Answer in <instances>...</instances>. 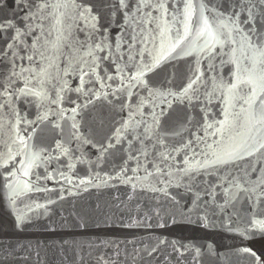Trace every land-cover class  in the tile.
<instances>
[{
	"label": "snow or ice",
	"instance_id": "obj_1",
	"mask_svg": "<svg viewBox=\"0 0 264 264\" xmlns=\"http://www.w3.org/2000/svg\"><path fill=\"white\" fill-rule=\"evenodd\" d=\"M5 7L13 15L0 19V64L9 66L7 77L0 76V145L8 143L3 139L6 127L11 143L7 153L0 152V168L20 164L31 176L32 168L39 167L36 162L44 150L31 152L29 142L34 126L53 115L49 105L57 106L54 127L62 132L67 128L69 140L92 144L82 137L77 117L96 100H118L127 119L98 148L103 155L118 144L126 145L122 150L128 160L137 161V167H123L116 179L135 191L134 180L143 184L155 178L141 190L170 196L169 188L180 186L173 182L171 161L182 156L178 171L193 192L189 211L196 214L195 222L215 227L212 217L223 215L228 217V231L245 240L264 238V0L219 4L212 0L211 7L209 0H11L10 4L0 0V11ZM193 55L197 67L181 88L160 91L151 86L150 74ZM216 57H221V65L232 66L230 78L213 85V92L220 93L222 118L209 122L205 112L203 135L174 143L183 137L191 118H184L181 130L170 129L168 110L173 102L190 105L198 99L203 82L200 60ZM141 89L147 98L141 97ZM72 92L76 99L68 103L74 106L65 109L62 105ZM27 97L38 109L35 120L16 106ZM25 150L30 155L26 166L16 160ZM53 151L59 153L56 159L69 155L60 142ZM68 167L74 169L75 164ZM141 169L143 177L123 175ZM9 175L15 177L16 171ZM198 177L203 179L195 183ZM23 190H33L28 181ZM26 222V215L17 216L18 228ZM238 251L254 258V264H264L250 247ZM199 255L196 249V264Z\"/></svg>",
	"mask_w": 264,
	"mask_h": 264
},
{
	"label": "water",
	"instance_id": "obj_2",
	"mask_svg": "<svg viewBox=\"0 0 264 264\" xmlns=\"http://www.w3.org/2000/svg\"><path fill=\"white\" fill-rule=\"evenodd\" d=\"M7 2L10 4L11 0ZM221 2L215 0L217 4ZM211 6L212 0H209ZM12 15L7 7L0 11V19ZM196 60L193 55L165 64L150 74L151 86L160 91L178 90L193 74ZM220 60L221 57L211 61L201 58L199 68L203 82L196 94L198 99L190 105L173 102L168 110L165 119L170 129L181 130L184 118H191L183 137H176L174 143L202 136L200 126L204 123L205 112L209 122L222 118L220 93L213 92V85L221 78L227 81L232 66L221 65ZM210 63L215 67L210 69ZM8 73V63L0 64V76L6 78ZM70 83L75 86L77 81L70 80ZM139 92L142 98H147V92L142 89ZM69 99H76V94H67L62 105L65 109L74 106L68 103ZM30 100L32 97L21 99L16 106L30 120H35L38 109L35 104L28 103ZM159 102L157 99L156 103ZM119 103L118 100L113 103L96 100L77 117L82 137H87L92 144L69 140L67 128L62 132L54 127L57 106L49 105L53 115L47 122L34 126L35 135L29 142L31 152L44 150L36 162L39 167L32 168L31 176L24 174L25 169L20 164L15 169L12 165L0 168V264H196V249L200 250L199 264H254V258L238 251L243 247H250L264 259V238L245 240L228 231L227 216L212 217L215 227L210 228L195 222L196 214L189 211L193 207V192L187 190L188 181L181 179L178 171L182 156L171 161L175 165L173 182L180 186L170 187V196L141 190L154 183L155 178L143 184L134 180L137 183L135 191L115 178L123 167H137V161L128 160V153L122 150L126 145L118 144L103 155L98 148L120 122L127 119V111L121 112ZM3 139L8 143L0 145V152L7 153L11 143L7 127ZM57 142L69 149L68 156L55 158L59 155L53 151ZM12 148L15 152L16 146ZM16 160H23L26 166L30 160L29 150ZM69 163L75 164V168L70 170ZM146 166L152 168L151 163ZM10 170L16 171L15 177L9 175ZM123 175L143 177L145 173L141 169ZM202 179L198 177L195 183ZM82 180L85 182L81 183ZM25 181L32 191L23 190ZM157 211L160 215H156ZM20 214L26 215L27 222L18 228Z\"/></svg>",
	"mask_w": 264,
	"mask_h": 264
}]
</instances>
